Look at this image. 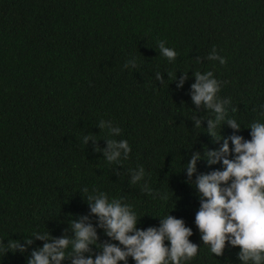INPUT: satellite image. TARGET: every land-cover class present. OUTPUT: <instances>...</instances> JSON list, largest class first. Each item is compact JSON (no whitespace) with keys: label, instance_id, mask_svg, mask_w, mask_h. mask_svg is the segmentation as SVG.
<instances>
[{"label":"trees","instance_id":"16d2710c","mask_svg":"<svg viewBox=\"0 0 264 264\" xmlns=\"http://www.w3.org/2000/svg\"><path fill=\"white\" fill-rule=\"evenodd\" d=\"M160 41L177 51L174 61L160 54ZM213 46L224 65L207 59ZM133 57L137 66L125 68ZM209 70L222 82L218 96L230 101L229 117L243 126L257 119L264 104V0H0V239L33 241L23 253H0V264H27L32 250L51 242L35 231L72 239L71 222L84 216L96 227L84 188L123 198L141 229L158 227L157 216L168 211L182 218L193 230L190 241L201 244L191 264H239V246L216 257L202 244L194 223L199 196L182 168L194 152L201 159L192 181L222 168L204 158L222 141L208 134L212 114L190 94L194 73ZM101 119L119 126L120 136L101 130ZM243 126L239 134L250 139ZM218 131L227 137L234 130L224 121ZM86 134L95 145L81 142ZM106 139H126L128 159L109 164L98 150ZM138 166L167 199L148 194L144 181L131 183ZM96 231L93 258L98 245L118 243Z\"/></svg>","mask_w":264,"mask_h":264},{"label":"clouds","instance_id":"9594fccd","mask_svg":"<svg viewBox=\"0 0 264 264\" xmlns=\"http://www.w3.org/2000/svg\"><path fill=\"white\" fill-rule=\"evenodd\" d=\"M158 47L160 54L169 62L176 59L177 51L166 46V41H160ZM207 59L218 61L221 65L227 62L215 46ZM136 66L135 57L124 65L125 68ZM194 76L191 100L195 105H203L210 110L213 118L207 122V132L215 141H222L218 148L204 153L208 165L220 163L222 168L201 173L192 181L197 171V160L201 159L200 152L192 153L182 167L186 173L185 182L194 183L199 196L200 205L194 223L200 232L202 244L208 246L212 255L219 257L226 247L239 246L236 253L239 264H264V104L259 105L258 118L243 126L236 118L229 117L225 105L230 101L220 100L218 93L222 82L214 73L210 70L198 71ZM186 78V75L182 76L176 87L181 88ZM156 79L161 80L159 72ZM224 121L234 130L227 137L218 131ZM242 126L250 129V139L239 134ZM98 127L107 129L112 137L120 136L122 131L111 120L101 119ZM195 127L200 129L201 120H195ZM90 139L95 145L97 139L90 134L84 135L81 142L86 144ZM98 150L103 152L109 164H121L128 159L131 146L126 139H106V146ZM145 177L144 167L138 166L131 183L144 181L143 188L148 194L167 199L166 195L153 191ZM82 191L87 193L90 213L97 218L96 227L104 229L105 234L118 243L98 245L101 251L93 258L89 245L97 243V231L91 223H86L89 217L84 216L71 222L72 239L66 236L51 238L46 231L33 232L31 235L36 239H51V242L32 250L27 264H61L66 257L71 258V264H118L121 261L128 264L129 258L135 264H191L198 257L201 244L190 241L193 230L186 226L182 218H176L168 211L163 217L157 216L161 218L158 227L141 229L136 227L140 216L131 204L123 202V198L109 199L107 193L95 188L91 192L88 188ZM32 243L27 236L23 243L11 238L4 243L0 239V253L3 256L9 251L23 253ZM86 252L89 253L87 257L84 255Z\"/></svg>","mask_w":264,"mask_h":264}]
</instances>
